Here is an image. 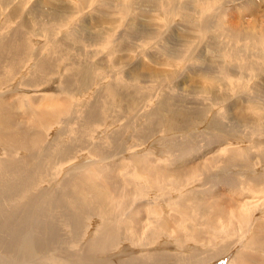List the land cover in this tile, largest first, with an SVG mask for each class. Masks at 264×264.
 Returning a JSON list of instances; mask_svg holds the SVG:
<instances>
[{"label": "rangeland", "instance_id": "1", "mask_svg": "<svg viewBox=\"0 0 264 264\" xmlns=\"http://www.w3.org/2000/svg\"><path fill=\"white\" fill-rule=\"evenodd\" d=\"M3 1L0 0V13H3L0 14V41L8 42L18 37L19 42L15 45L21 46L16 50L17 54L2 50L7 55L1 54L2 61L0 59V122L2 125L8 122L9 125L6 126L10 128L4 126L0 131L4 138L0 141V163L3 159H15L24 161L23 165H26L27 160L26 168L30 171L25 172L32 175L30 180L34 176L35 182L34 185L25 186V192L16 190L8 200H0V214L8 217L22 213L21 219L33 223V229H36L38 221L49 229L53 227L60 239L57 241L62 242L60 247L53 248L54 253L71 260H92L88 264H149L153 259L155 264H249L250 260V264H263L264 235H260L258 241L253 243L249 239L253 233L260 232V228L264 230V217H261L264 214V47L258 45L251 49L253 51L250 47H244L248 50H243V43L238 47L241 43L238 42V49L235 51L234 45L228 43L218 31L214 34L210 28L198 32V38L182 52V57L192 65L203 60L206 63L209 59L211 63L206 66L210 71L207 74L210 75L209 82L216 83V88L213 92L206 93L207 95L194 94L188 83L179 86L170 83L168 87L161 79H132L133 75L125 74L121 68L124 61L114 59L120 54L124 57V54L133 56L140 53L145 55L144 60L149 58L145 51L154 46L153 37L144 35L151 25L149 21L165 24L172 18L182 17L171 9L170 4L174 5L171 0H126L127 9L123 6H116V10L107 9L105 17L108 16L115 27L105 36H97L95 41L90 40V33L104 31L97 17L82 18L78 12L70 21L78 22L79 26L66 23L68 26L62 29L57 19H54L55 14L42 10L43 4L36 7L34 0H19L18 13L11 18L4 15L3 11L8 5ZM181 1L187 2L184 4L189 10L188 17L184 16L182 19L184 26L196 27L195 30L200 28L205 12L215 22L226 20L232 8L235 15L241 17L238 20L245 22L244 19L250 18L245 9L246 0H203L202 6L198 5V0ZM257 2L259 0H253L255 6H258ZM231 4L234 5L228 8ZM261 5L263 9L259 13L264 14V0ZM51 7L58 12L80 11L83 4L80 0H53ZM181 7L176 9L177 12L179 9L186 10ZM257 9L261 10V6ZM249 13L254 17V13ZM135 15H140L141 22L144 23L139 25L143 34L131 33L135 43L132 40L131 45L125 47L131 37L124 35L123 39L116 41V36L122 21L125 19V23H128L131 16L134 18ZM261 22L257 26H261ZM212 35L214 38L216 36L215 40ZM204 45L208 46L207 51L202 59L196 58L200 51L195 52V49ZM158 47L153 50L156 54L159 53L158 57H168L163 48ZM115 50L117 54H112ZM8 53L17 56V63L8 64ZM168 58L170 63L171 57ZM172 59L175 60V57ZM26 60L30 61L26 63ZM43 60L49 63V71L42 73L38 66ZM255 62H260L258 67L255 65V69L251 68L249 65ZM23 64L28 66L18 74ZM220 67L224 68L222 72L217 71ZM171 68L170 65L165 66V69ZM231 71L234 78L229 75ZM165 77L170 79L173 75ZM227 94L233 95L235 99L231 103L233 108H229L230 105L226 102ZM44 96H59L57 102L62 105L58 114H40L34 110L39 102L45 101ZM241 111L253 126L248 125L250 122H242L246 119L238 120L237 113ZM248 116L253 117L252 121ZM88 117L91 121L86 124ZM150 121L155 123L151 125ZM238 121H241L240 125ZM206 123L223 131H220V135H213V132L207 134L210 131H207L209 128ZM251 133H254V137ZM7 139L9 140L5 142ZM238 139L239 142L244 140L243 143L237 142ZM218 141H230L237 146L234 148L237 164L225 165V158L219 155L215 157L214 153L210 155V150L219 144ZM149 162L155 166L154 169L160 168L161 173H166L167 170L170 173L172 168L180 167L182 172L179 177L174 178L171 175L167 178L164 174L163 177L157 173L146 175L138 172L139 168L148 167ZM190 165L196 169L191 170ZM235 165L239 168L238 171ZM243 167L246 170H242ZM194 173L196 174L193 175ZM73 176L78 177L77 180H81L86 190L91 192L88 196L91 197L93 207L106 204V212H113L109 216H103L100 212L97 215L92 208L86 209L74 204L75 190L71 182L69 184L72 186L66 184L68 180L74 179ZM230 176L234 179H230ZM3 178L7 183L16 181V175L10 171L5 172ZM224 178L225 180H221ZM86 182L90 185L89 188ZM92 183L96 187L99 184L101 198L94 199L95 189L93 192ZM234 187L238 190L233 191ZM241 188L245 193L241 192ZM61 191L62 208L45 210L50 207L48 201L51 195L62 193ZM66 211L74 212L78 224L73 226L69 223ZM117 219L123 220L117 227L115 225L114 232L118 228V232L123 231V234L118 235L115 241L105 240V244L94 247L97 240L95 235L99 239L103 231L100 222ZM108 226L102 225L105 233L111 231ZM261 233L264 234L262 231ZM97 255L100 260L96 258Z\"/></svg>", "mask_w": 264, "mask_h": 264}, {"label": "bare ground", "instance_id": "2", "mask_svg": "<svg viewBox=\"0 0 264 264\" xmlns=\"http://www.w3.org/2000/svg\"><path fill=\"white\" fill-rule=\"evenodd\" d=\"M53 0H34V5H39V4H43V8L42 10H44L45 12H49L50 14L53 13V15L55 14L54 16V19H57L58 23L61 25L62 29L63 27L65 26H68L66 23H71L75 26H79V23L76 22V21H70L71 18L74 17V15H76L78 12H79V15L80 17L82 18H85V17H97L98 18V21L99 23L103 26L104 28V31L103 32H97V31H94L93 33L91 32L90 33V40H94L97 38V36H101L102 34H104V36L106 34H108L110 31H113V28L115 27V24H113L114 22L111 21L110 19H108L107 17H105V12L107 11V9H114L116 10V6L118 7H121L123 6V8L127 9V6H126V0H80L81 3L83 4V7L80 11L78 10H73V11H61V12H58L57 10L53 9L51 7V3H52ZM131 1V0H130ZM139 1V0H138ZM173 2L174 5L178 6L177 8L174 6V5H171L170 3V6H171V9L174 10L173 12L174 13H178L181 17V19H178V18H175L172 20H169L167 21L165 24H162V23H156L155 21H149L150 22V26L148 27V29L146 30V33L144 35H149V36H152L153 37V41H154V46H150L149 48H147V51L146 52V55H148L149 58L146 57V60H144V57L145 55L142 53H140V55H133V56H128L126 54H124V57H123V54H120L116 57H114L115 60H119V61H124L122 62V70L125 74L127 75H133V77H131L132 79H139L140 77H146L148 78V80H152V79H161L163 80V83L167 84L168 87H169V84L172 83L173 85H185V83H188L189 84V87L191 89L194 90V94H197V93H211L215 90L216 88V83H210L209 80H210V75L208 76V72L210 71L209 70V67H207L206 65H209L211 63V61L208 59L205 63V60H203V62H198L195 64V65H192L191 62L188 63L186 61H189V60H184V57H182V52L185 50V49H188V47L191 46L192 44V41L194 39H197L198 38V32H201V31H205L207 29H212L213 33L215 34L217 31L219 33L220 36H223L224 39L226 38V40L228 41V43H231L232 45H234V49L236 51V45H238L240 42V44L238 45V47L243 43V46H242V49L243 50H248V49H244V47H250V50L251 49H255L257 48L258 45H261L262 47H264V17H262L263 12L260 14L259 12L262 11L263 7H262V0H259V2H257V5L258 6H255V3H253V0H246V10L248 11L247 12V15H249V19L245 20V22H243L242 20H238L239 18H241L240 16H237L235 15V11L233 10V8L230 10L229 12V15H228V18L226 20H221L220 22H215L214 20H212V17L209 18V13L205 12V19H201L202 23H200V28L196 29V27H185L184 25V22H183V18L184 16H187L189 15V10H187L186 6L184 3L187 4V2H184L182 3L181 0H171ZM209 1V0H208ZM236 2H241L242 0H235ZM255 1V0H254ZM3 2L7 3L8 7H6V9L3 11L5 12V16H9L11 18H13L14 16H16V14L18 13V2L19 0H4ZM30 2V1H29ZM32 2V1H31ZM194 2V1H193ZM228 2V1H227ZM130 3V2H129ZM135 3V2H134ZM155 3V2H154ZM198 5H201L202 6V3H203V0H198L197 1ZM231 3V2H230ZM148 4V3H147ZM194 4V3H193ZM131 5V3H130ZM209 5V4H208ZM213 5V4H212ZM234 5V4H233ZM232 4L230 6H228V8L232 7L233 6ZM45 6V7H44ZM157 6V5H156ZM164 6H166L164 4ZM168 6V4H167ZM179 6H183L181 7V9L185 8L186 10L182 11L179 9V11L177 12L176 9L179 8ZM227 6V5H226ZM261 6V10L258 9L256 10V8L260 7ZM37 7V6H36ZM189 7V6H188ZM218 7V6H217ZM240 7V6H239ZM164 8V7H163ZM215 8V7H214ZM244 8V7H243ZM36 9V8H35ZM40 9V8H39ZM132 9V7H131ZM167 9V8H166ZM216 9V8H215ZM218 9V8H217ZM141 10V9H140ZM202 10V9H201ZM213 10V9H212ZM225 10V9H224ZM31 11V10H30ZM130 11V10H129ZM239 11H242V10H239ZM255 11H258V13L260 14V17H258L255 13ZM136 12V11H135ZM149 12V11H148ZM171 12V11H170ZM172 12V13H173ZM191 12V11H190ZM204 12V11H202ZM221 12V11H220ZM254 13V17L249 13ZM2 13V12H1ZM0 13V14H1ZM20 13V12H19ZM22 13V12H21ZM125 13V12H124ZM152 13V12H151ZM168 13V12H167ZM173 13V14H174ZM214 13V12H213ZM216 13V12H215ZM228 13V12H227ZM257 13V14H258ZM218 14V13H217ZM243 14V13H242ZM3 15V13H2ZM115 15V14H114ZM132 15V14H131ZM240 15V14H239ZM130 16V15H129ZM166 16V15H165ZM192 16V15H191ZM220 16V15H219ZM145 17V16H144ZM162 17V16H161ZM172 17V16H171ZM186 17V18H187ZM218 17V16H217ZM223 17V16H222ZM245 17V15H244ZM115 18V16H114ZM123 19V18H122ZM153 19V18H152ZM214 19V18H213ZM218 19V18H217ZM225 19V18H224ZM141 17L140 15H135L134 18H132L131 16V19L128 21V23H125L126 20L124 19V21H122V23L120 24V30L116 36V41H120L121 39H123L124 35H127L128 37H131L129 38L130 40L128 41V43H126L125 47H129L131 45V42L133 40L134 42V39L132 38L131 36V33L133 32H140L142 33V29L141 27H139V25H143L144 23L141 22ZM181 20V21H180ZM163 21V20H162ZM259 21L261 22V26H257V23H259ZM148 22V21H147ZM260 24V23H259ZM119 26V25H118ZM202 27V28H201ZM263 27V28H262ZM79 28V27H78ZM78 30V29H76ZM81 31V29H80ZM117 31V29L115 30V32ZM75 32V31H73ZM210 32V31H209ZM38 34V33H37ZM143 34V33H142ZM61 35V33H60ZM79 35V34H78ZM136 35V34H135ZM141 35V34H140ZM206 36V35H205ZM213 36V35H212ZM14 37V36H13ZM136 37V36H135ZM16 38V37H15ZM18 38V37H17ZM14 39V40H10V41H3L1 42L0 41V59L2 58L1 54H5L7 55V53H2L4 51L6 52H15L16 53V50H18L19 46H21L20 44L18 45V47H16L17 45V42H19L18 40ZM21 37L19 36V39ZM79 38V37H78ZM214 38V36H213ZM216 38V36H215ZM214 38V40H215ZM219 38V37H218ZM217 38V39H218ZM84 39V38H83ZM205 39V38H204ZM212 39V38H211ZM216 39V41H218ZM27 40V39H26ZM23 41V40H22ZM88 41V40H87ZM95 41V40H94ZM101 42V41H100ZM239 42V43H238ZM99 43V42H98ZM135 43V42H134ZM191 43V44H190ZM204 43V42H203ZM211 43V42H210ZM157 45V46H156ZM23 46V45H22ZM158 46H161L160 49H162L164 51V53L166 54V56L168 57H171L170 58V63L169 62V58L168 57H165L163 58V55L158 57L157 53L154 52L153 50L155 49V47L157 48ZM27 47V46H26ZM159 48V47H158ZM207 48L208 46L204 45L203 47H200V48H196L195 49V52H198L200 51L198 55V57L196 58H201L203 57V54L207 51ZM89 50V49H88ZM93 50V49H92ZM156 50V49H155ZM20 51H22L20 49ZM253 51V50H251ZM115 51L112 52V54H117L115 53ZM158 52V51H157ZM193 52V53H195ZM139 53V52H138ZM144 53V52H143ZM148 53V54H147ZM153 53V54H151ZM162 53V51H161ZM192 53V54H193ZM245 53V52H244ZM262 53V52H261ZM9 54V53H8ZM17 54V53H16ZM156 54V55H155ZM186 54V53H184ZM259 54V53H258ZM264 54V53H263ZM132 55V54H131ZM161 55V54H160ZM247 55V54H246ZM255 55V53H254ZM261 55V54H260ZM4 56V55H3ZM20 56V55H18ZM32 56V55H31ZM126 56V57H125ZM144 56V57H143ZM259 56V55H258ZM7 57V56H6ZM175 57V60H173L172 58ZM193 57V56H192ZM195 57V56H194ZM5 57H3L4 59ZM8 58H10V61L8 64L10 65H14L15 63H17L18 59H17V56L13 53V55H8ZM19 58V57H18ZM36 58V57H35ZM253 58V57H252ZM251 58V59H252ZM260 58V57H259ZM6 59V58H5ZM17 59V61H15ZM148 59V60H147ZM186 59H190V58H186ZM31 60V59H30ZM30 60H26V63L29 62ZM2 61V59H1ZM25 63V64H26ZM40 65L38 66L39 67V71L40 72H44V71H47V69L49 68V63H47V61L43 60L41 62H39ZM153 63V64H152ZM251 63V62H250ZM260 63V62H259ZM259 63L257 64L256 62L255 63H252L250 64L249 66L251 68H254L255 65L258 67ZM25 64H23V68H21V70H18V74H20L21 72L19 71H23L25 69V67H27L28 65L25 66ZM38 65V63H37ZM158 66V67H155V66ZM166 65H170L172 68L171 69H165V66ZM12 67V66H11ZM211 67V66H210ZM244 67V66H242ZM36 69V68H35ZM255 69V68H254ZM259 69V68H258ZM37 70V69H36ZM121 70V71H122ZM224 70V68L221 69H218L217 71L218 72H222ZM239 70V69H238ZM250 70V69H249ZM49 71V70H48ZM47 71V72H48ZM166 71H168L167 73H169L168 75L166 74ZM257 71V70H256ZM35 72V71H34ZM232 72V71H231ZM258 72V71H257ZM262 72V71H260ZM208 73V74H207ZM215 73V72H214ZM213 73V75H214ZM77 74H80L79 72ZM76 74V75H77ZM237 74V73H236ZM241 74V73H240ZM36 75V74H35ZM33 74V76H35ZM102 75V74H101ZM104 75V74H103ZM102 75V76H103ZM170 75H173L172 78L168 79L167 77L165 76H170ZM229 75L231 77H233V72L232 73H229ZM77 77V76H76ZM215 77H217L215 75ZM238 77V76H237ZM103 78V77H102ZM213 78V77H212ZM234 78V77H233ZM75 79V78H74ZM78 79V78H76ZM90 79V78H89ZM88 79V81H89ZM104 79V78H103ZM102 79V80H103ZM55 80V79H54ZM85 80V79H84ZM97 80V79H96ZM38 81H39V77H38ZM207 81V82H206ZM218 81V80H217ZM220 81V80H219ZM222 81V80H221ZM67 82V81H66ZM70 82V80L68 81ZM206 82V83H205ZM36 84V83H35ZM199 84H202V85H199ZM220 85V84H219ZM218 85V86H219ZM248 86V85H247ZM181 87V86H180ZM92 88V86H91ZM100 88V87H99ZM95 89V88H93ZM225 89V88H224ZM37 90V89H36ZM219 90V89H218ZM39 91V90H38ZM217 91V90H216ZM221 91V90H220ZM8 92V91H7ZM37 92V91H36ZM222 92V91H221ZM190 93V92H189ZM40 94V93H39ZM38 94V95H39ZM193 94V93H192ZM35 95V94H34ZM118 95V94H117ZM207 95V94H206ZM42 96V95H41ZM233 95H230L227 94V99H226V102H228L227 104H229V108H233L231 107L232 104L235 99L234 97H232ZM24 97V96H23ZM43 97V96H42ZM45 98V101H42L41 103L39 102L38 105H36V107L34 108V110L36 109V111H38V113H42V112H46L48 115H56L59 113V110L61 108V105L62 103H59L57 102L59 99L58 97L59 96H56V97H47V96H44ZM47 97V99H46ZM217 97V96H216ZM205 98V97H204ZM32 99V98H31ZM121 99V98H120ZM40 100V99H39ZM255 100V99H254ZM29 101V100H28ZM38 101V100H37ZM190 102V101H189ZM220 102V101H219ZM222 102V101H221ZM220 102V103H221ZM34 103V102H33ZM145 103V102H144ZM197 103V102H196ZM206 103V102H205ZM252 103V102H251ZM197 104H200V103H197ZM223 104V103H222ZM226 104V103H224ZM226 104V105H227ZM221 105V104H220ZM225 105V106H226ZM215 106V105H214ZM239 106V105H238ZM204 107V106H203ZM202 107V108H203ZM33 108V107H32ZM92 111H93V108H91ZM187 109V108H186ZM220 109V108H219ZM249 109V108H248ZM31 110V108H30ZM160 110V109H159ZM163 110V109H162ZM91 111V113H93ZM140 112H142V110H139ZM9 112V111H8ZM7 112V113H8ZM138 112V111H137ZM157 112V111H156ZM160 112V111H159ZM225 112V111H224ZM228 112V111H227ZM233 112V111H232ZM231 112V113H232ZM162 113V112H160ZM185 113V112H184ZM234 113V112H233ZM37 114V113H36ZM239 115V119L238 117L236 119L240 120V119H246V120H243L242 122H250L249 120L247 121V118L245 116V113H243V111H241L240 113L238 112L237 113ZM247 115H249V113L246 112ZM252 114V113H250ZM33 115V114H32ZM90 115V114H89ZM160 115V114H159ZM177 115V114H176ZM234 115V114H232ZM231 115V116H232ZM255 114H253L254 116ZM38 116V115H37ZM189 116V115H188ZM222 116V115H221ZM229 116V115H228ZM236 116V115H235ZM234 116V117H235ZM258 116V115H257ZM256 116V118H257ZM227 117V116H226ZM249 117V116H248ZM255 117V116H254ZM151 118V117H149ZM197 118V117H196ZM252 121L253 117H249ZM1 119V118H0ZM51 118H49L50 120ZM133 119V118H132ZM198 119V118H197ZM259 119V118H258ZM154 120V119H153ZM184 120V118H183ZM200 120V119H199ZM204 120V119H203ZM224 120H225V117H224ZM256 120V119H254ZM91 121L90 117L87 118V120H85V123H89ZM197 121V120H196ZM208 121V120H207ZM228 121V120H227ZM237 121V120H236ZM154 122V121H153ZM153 122H149L150 124L153 123ZM224 122V121H223ZM241 122V121H240ZM239 121L237 122L238 125H240ZM4 123V122H3ZM86 123V124H87ZM95 123V122H94ZM155 123V122H154ZM160 123V122H159ZM198 123V122H197ZM211 123V121H210ZM246 123V124H247ZM254 123V122H253ZM131 124V123H130ZM207 124V123H206ZM204 124L203 125V128L204 126L206 125ZM224 124V123H223ZM228 124V123H227ZM244 124V123H241V125ZM252 124V122H250V124H248L249 126ZM6 125H9L8 122H6ZM6 125H2V123L0 122V131H1V128L2 130L4 129L3 127L6 126ZM132 125V124H131ZM152 125V124H151ZM237 125V124H236ZM234 125V126H236ZM237 125V126H238ZM247 125V126H248ZM255 125V124H254ZM85 126V124H84ZM97 126V125H96ZM114 126V125H113ZM228 126V125H227ZM244 126V125H243ZM248 126V127H249ZM253 126V125H251ZM261 126V125H260ZM7 129H10L8 126H6ZM86 127V126H85ZM101 127V126H100ZM207 128H209L207 131H210V133L208 132L207 134H211V132H213L212 134L214 135L215 133H220V131L222 130L220 128L217 129L216 127L212 126V125H206ZM218 127V126H217ZM240 127V126H239ZM106 128V127H104ZM102 128V129H104ZM199 128V127H198ZM228 128V127H227ZM244 128V127H243ZM242 128V129H243ZM253 128V127H252ZM260 128V127H259ZM6 129V128H5ZM13 129V128H11ZM133 129V128H132ZM197 129V128H196ZM200 129V128H199ZM245 129H248V128H245ZM228 130V129H227ZM103 132L105 131L102 130ZM189 131V130H188ZM191 131V130H190ZM223 131V130H222ZM231 131V130H230ZM102 132V133H103ZM106 132V131H105ZM104 132V133H105ZM110 132V131H109ZM197 132H199L197 130ZM202 132V130H201ZM232 132V131H231ZM235 132V131H234ZM240 132V130H239ZM253 132V130H252ZM101 133V132H100ZM123 133V132H122ZM121 134V133H120ZM233 134V133H232ZM252 134V133H251ZM254 134V133H253ZM252 134V136H253ZM8 135V134H7ZM99 135V134H98ZM108 135V134H106ZM110 135V134H109ZM220 135V134H219ZM30 136V135H29ZM190 136V135H189ZM188 136V137H189ZM217 136V135H216ZM222 136V134H221ZM122 138L124 137L123 135L121 136ZM153 137V136H152ZM192 137V136H191ZM209 137V136H208ZM218 137V136H217ZM254 137V136H253ZM116 138V137H115ZM121 138V139H122ZM125 138V137H124ZM213 138V137H212ZM3 136L0 134V141H3ZM6 139V138H5ZM120 139V138H119ZM152 139V138H151ZM214 139V138H213ZM219 139V138H218ZM230 139V138H229ZM9 139H7L5 142H7ZM116 140H114L115 142ZM220 141V140H219ZM218 141V142H219ZM231 142L233 140H230ZM230 141H225L226 143H223V142H219V144L217 143V145L215 147H212V149L210 150V155H212L214 153L215 157L217 155H219V157H222L224 160H223V163L225 165L227 164H237L238 163V158H236V156L234 155V152L236 151L235 149L237 148V146L233 145V143H231ZM244 141V140H243ZM243 141H240L239 142V139L237 142H239L241 144V142L243 143ZM45 143V142H44ZM137 143V142H136ZM220 143H223V144H220ZM236 143V142H235ZM234 143V144H235ZM237 143V144H239ZM258 143V142H257ZM43 144V143H42ZM216 144V142H214V145ZM19 145V144H18ZM124 145V144H123ZM134 145V144H133ZM20 146V145H19ZM50 146V145H49ZM122 146V145H121ZM5 147V146H4ZM33 147V146H32ZM68 147V146H67ZM118 147V146H117ZM247 147V146H246ZM158 148V147H157ZM182 148V147H181ZM235 148V149H234ZM243 148V147H242ZM35 149V148H34ZM46 149V148H45ZM53 149V148H52ZM101 149V148H100ZM187 149V148H186ZM250 149V148H249ZM38 150V149H37ZM43 150V149H42ZM40 151V150H39ZM56 151V150H55ZM54 151V152H55ZM125 151V150H124ZM123 153H126V152H123ZM122 153V154H123ZM239 153V152H238ZM34 154V153H33ZM38 154V153H37ZM46 154V153H45ZM51 154V153H50ZM53 154V153H52ZM48 155V154H46ZM30 156V155H29ZM34 156V155H33ZM32 156V157H33ZM39 156V155H37ZM50 156V155H49ZM104 156V154H103ZM122 156V155H121ZM209 156V155H208ZM235 156V157H233ZM35 157V156H34ZM106 158V156H104ZM102 157V158H104ZM146 157V156H145ZM185 157V156H184ZM257 157V156H256ZM25 158V157H24ZM109 158V157H108ZM127 158V157H126ZM125 158V159H126ZM209 158H212L209 157ZM218 158V157H217ZM241 158V157H240ZM36 159V158H35ZM40 159V158H39ZM128 159V158H127ZM137 159V158H136ZM32 160V159H31ZM210 160V159H209ZM222 160V159H221ZM22 161V160H21ZM20 160L18 161H14L13 160H8V159H3L0 163V177L2 179V182L0 183V200L2 199H7L10 197V195L12 193H14L16 190H22V191H26L25 190V186H28V184L30 185H34V182H35V179L32 177L31 180H30V176L28 173H26L25 171H30V170H27L26 168V165H27V160H26V165H23V162H21ZM30 161V160H28ZM41 161V159H40ZM127 162V161H126ZM153 162V161H152ZM151 162V163H152ZM215 162V161H214ZM222 162V161H220ZM255 162V161H254ZM38 164V163H37ZM43 164V163H42ZM134 164V163H133ZM155 165V163H153ZM129 165V164H128ZM240 165V164H239ZM23 166V167H22ZM29 166V165H28ZM146 166V165H145ZM236 166V165H235ZM45 167V166H44ZM123 167V166H122ZM162 167V166H161ZM191 168V170H195L196 167L194 166H189ZM229 167V166H227ZM237 167V166H236ZM132 168H134L132 166ZM155 166H153L152 164H148V167L146 166L145 168H139L138 169V172L140 173H157L158 174H161V175H167V178L169 175L173 176L174 177H179L180 176V173L182 172V167L180 168H177V169H174L172 168V172H166V169H164V171L166 173H161L159 172L160 168H156L154 169ZM217 168V167H216ZM238 168V167H237ZM262 168V167H261ZM20 169H22V171H20ZM124 169V168H123ZM163 169V168H162ZM213 169V168H212ZM233 169V168H231ZM244 169V167L242 168V170ZM152 170V171H151ZM156 170V171H154ZM186 170H188L186 168ZM222 170V169H221ZM239 170V168L237 169V171ZM246 170V169H244ZM7 171H10V173L12 174H15L16 175V181L14 180H11L9 183H7L6 181H4V178H3V175L5 172ZM39 171V170H38ZM124 171V170H123ZM122 171V172H123ZM197 171V170H196ZM224 171V170H223ZM222 171V172H223ZM248 171V170H247ZM43 172V171H42ZM41 172V173H42ZM187 172V171H185ZM221 172V171H220ZM221 172V173H222ZM227 173V171H225ZM224 172V173H225ZM264 172V171H263ZM262 172V173H263ZM77 173V172H76ZM169 173V174H168ZM223 173V174H224ZM144 174V175H145ZM146 174V175H148ZM185 174V173H184ZM196 173H194L193 175H195ZM126 175H127V172H126ZM163 175V177H164ZM186 175H189L186 173ZM191 175V174H190ZM14 176V175H13ZM83 176V175H82ZM92 176V175H91ZM74 177V176H73ZM76 177V176H75ZM74 179L72 178L71 180H68V182L66 183L67 185H70L69 183L71 182V184L73 185H70L73 187V190H75V195H73L74 197V204L76 205H80L84 208H92L94 210V212L97 213V215H99V212L103 214V216H109L113 211L110 210L108 212L107 211V206L106 204H104L102 207L101 206H98V207H93V203H92V200L90 199L91 197L88 196V193L90 191L86 190V188L84 187V184H82L81 180V185L80 182L77 180L78 177H76ZM192 177V176H191ZM213 177V176H212ZM231 177V176H230ZM12 178V177H11ZM166 178V177H165ZM166 178V179H167ZM189 178V177H188ZM14 179V177H13ZM92 179V178H91ZM90 179V180H91ZM151 179V178H150ZM230 179H234V178H230ZM168 180V179H167ZM221 180H225L224 179H221ZM24 181V182H23ZM85 181V179L83 180ZM187 181V180H186ZM185 181V182H186ZM218 181V180H217ZM225 182V181H224ZM227 182V181H226ZM245 182V181H244ZM107 183V181H106ZM160 183V182H159ZM233 183V182H232ZM231 183V184H232ZM60 184V183H59ZM64 184V183H63ZM90 184V183H89ZM105 184V183H104ZM234 184H236V182H234ZM233 186H236L234 185ZM86 185L88 186L87 182H86ZM92 191L94 192V189H95V192L93 193V196H94V199H99L101 198V195H100V190H99V184H97L98 187H96L93 183H92ZM175 185V183H174ZM184 185V184H182ZM238 186V185H237ZM67 187V186H66ZM90 185L87 187L89 188ZM102 187V186H100ZM239 187V186H238ZM242 187V186H241ZM246 187V186H245ZM98 188V189H97ZM67 189V188H66ZM69 189V187H68ZM108 189V187H107ZM229 189V188H228ZM235 189L238 190V188L234 187V189L232 188V190L234 191ZM240 189V188H239ZM246 189V188H245ZM252 189V188H251ZM141 190V189H140ZM253 190V189H252ZM251 190V191H252ZM8 191V192H6ZM236 191V190H235ZM240 191V190H239ZM246 191V190H245ZM17 192V191H16ZM62 193H59L57 195H51V199H49L48 203L50 204V207L48 206L46 209H50V211L52 210L51 208H60L61 205H63L61 202L63 200V191H61ZM241 192H244L242 191V188H241ZM254 192V191H253ZM91 193V192H90ZM191 193V192H190ZM245 193V192H244ZM248 193V192H247ZM251 193V192H250ZM19 194V192H18ZM66 194V192H65ZM253 194V193H252ZM17 195V194H16ZM67 195V194H66ZM121 195V194H120ZM237 195V194H236ZM260 195V194H259ZM257 195V196H259ZM65 196V195H64ZM92 196V197H93ZM66 197V196H65ZM238 197V196H237ZM129 200V199H128ZM140 200V198H139ZM240 200V199H239ZM3 201V200H2ZM245 201V200H244ZM5 202V201H4ZM61 203V204H60ZM97 203V202H96ZM1 204V203H0ZM67 204V203H66ZM65 204V205H66ZM132 204V203H131ZM231 204V203H230ZM67 207V206H66ZM124 207V206H123ZM62 208V207H61ZM72 208V207H71ZM56 209V208H55ZM70 209V208H69ZM77 209V208H76ZM113 209V208H112ZM21 210V209H20ZM63 210V209H62ZM60 211V210H58ZM129 211V209H128ZM86 212V211H85ZM74 213V212H73ZM73 213H70L69 211H66L65 212V215L68 217L66 218L70 224H72L73 226H75V224H78L76 222V215L73 214ZM22 214V213H21ZM10 215L8 217H6V215L4 216V214H0V264H88L89 260H85L84 258H78V259H75V260H71L69 257H65V256H62V255H58L56 253H54V250L53 248H58L60 247V239H59V236H57V233H56V229H49L48 226H45L44 223H40V221H38V224H36L37 222H35L36 224V229H33L32 227L33 226V223H31L30 221H23L21 218L23 215ZM25 214V213H24ZM55 214V213H54ZM53 214V215H54ZM59 214V213H58ZM86 214V213H85ZM41 215V214H40ZM56 215V214H55ZM62 215V213H61ZM264 215V214H263ZM261 216V217H264V216ZM83 216V215H82ZM229 216V215H228ZM26 217V216H25ZM60 218V217H59ZM89 219V217H86ZM248 218V217H247ZM40 219V217H39ZM61 219V218H60ZM78 219V218H77ZM82 220V218H80ZM232 219V217L230 218ZM42 220V219H41ZM64 220V219H63ZM101 220V218H100ZM123 220V219H122ZM120 219H117L116 221H101L100 222V228L103 230L102 233H100V238L98 239L97 235L95 239H97L95 241L96 245L94 246L93 245V242H92V245L94 247H99L97 246L98 244H105V240L106 242H109V241H115L116 240V237L118 235H122L123 234V231H119L118 232V228L116 229V232L115 231V228L117 227V225H119L120 223H122ZM60 221V220H59ZM67 221V222H68ZM84 223V222H83ZM250 223V222H249ZM94 224V223H93ZM81 225V224H79ZM78 225V226H79ZM102 225H109V229L111 231H109L108 233H105V230L104 228L102 227ZM116 225V227H115ZM55 226V225H54ZM51 227V226H50ZM106 227V226H105ZM121 227H122V224H121ZM251 227V226H250ZM250 227L248 229H250ZM40 228V230H38ZM68 228V227H67ZM260 228V227H259ZM77 229V228H76ZM49 230V231H48ZM264 232L263 229L260 228V232H256V233H253L251 236H250V239L249 241L251 243L255 242V241H258L259 239V236L260 235H264L263 233ZM76 232V231H75ZM41 233V234H40ZM248 233V232H247ZM75 235V234H74ZM77 235V233H76ZM105 235V237H104ZM144 235V234H143ZM61 238V237H60ZM69 238V237H68ZM74 238V237H73ZM77 237H75L76 239ZM57 239H59V241H57ZM112 239V240H111ZM263 241V239H262ZM64 243V242H63ZM51 245V246H50ZM66 245V244H65ZM91 245V246H92ZM113 245V244H112ZM110 246V245H109ZM105 248V247H103ZM97 249V248H96ZM99 249V248H98ZM115 249V248H114ZM58 250V249H56ZM60 250V249H59ZM228 250V248H227ZM233 251V250H231ZM111 252V251H110ZM230 252V251H229ZM228 252V253H229ZM235 252V251H234ZM257 253V252H256ZM8 254V255H6ZM11 254V255H10ZM77 254V253H76ZM226 254V253H225ZM224 254V255H225ZM99 255V254H98ZM96 256V258L98 260H100V257L99 256ZM155 256V255H154ZM221 256V255H220ZM75 257V256H74ZM102 257V256H101ZM107 257V256H106ZM215 257V256H214ZM218 257V256H217ZM86 258V257H85ZM108 258V257H107ZM145 258V257H144ZM156 259V257H153ZM233 258V257H232ZM109 259V258H108ZM148 259V258H147ZM146 259V260H147ZM214 259V258H213ZM225 259V258H224ZM250 259V258H249ZM77 260V261H76ZM97 260V261H98ZM103 260V259H102ZM106 260V258H105ZM201 260V259H200ZM245 261V259H243ZM92 261V260H90ZM96 261V260H94ZM121 261V260H120ZM153 260H150L149 261V264L152 263V264H155V262H153ZM157 261V260H156ZM205 261V260H204ZM224 261V260H223ZM222 261V263H223ZM241 261V260H240ZM239 261V262H240ZM249 261V260H247ZM251 261V260H250ZM250 261H249V264H250ZM257 261V260H256ZM143 261H141L142 263ZM145 262V261H144ZM232 262V261H231ZM246 262V261H245ZM101 263V262H99ZM113 263V262H112ZM139 263V262H138ZM253 263V262H252ZM255 263V262H254ZM96 264V263H95ZM102 264V263H101ZM123 264V263H122ZM134 264V263H133ZM143 264V263H142ZM147 264V263H146ZM240 264V263H239ZM260 264V263H259ZM264 264V263H263Z\"/></svg>", "mask_w": 264, "mask_h": 264}]
</instances>
